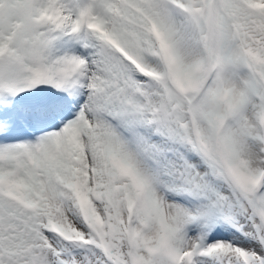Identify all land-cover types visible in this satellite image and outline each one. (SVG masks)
Segmentation results:
<instances>
[{"label": "snow or ice", "instance_id": "obj_1", "mask_svg": "<svg viewBox=\"0 0 264 264\" xmlns=\"http://www.w3.org/2000/svg\"><path fill=\"white\" fill-rule=\"evenodd\" d=\"M0 264H264V0H0Z\"/></svg>", "mask_w": 264, "mask_h": 264}]
</instances>
